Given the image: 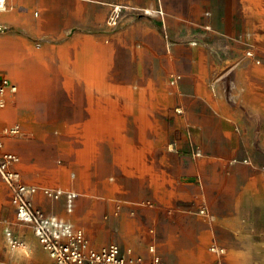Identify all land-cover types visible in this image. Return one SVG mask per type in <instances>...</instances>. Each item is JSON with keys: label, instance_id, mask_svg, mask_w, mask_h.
Segmentation results:
<instances>
[{"label": "rangeland", "instance_id": "rangeland-1", "mask_svg": "<svg viewBox=\"0 0 264 264\" xmlns=\"http://www.w3.org/2000/svg\"><path fill=\"white\" fill-rule=\"evenodd\" d=\"M165 2L5 0L0 23L12 25L0 30V76L12 78L18 89L0 107V127H21L4 137L6 146L20 154L26 181L79 192L73 214L61 202L42 200L83 226L96 244L113 237L112 226H106L118 220L104 215L121 201L138 206L139 225L157 237L164 258L216 264L220 258L208 251L215 241L226 247L223 264H264V152L238 153L248 139L234 137L236 152L229 155L222 179L215 177L213 165L202 169V178L197 169L180 178L187 198L176 205L193 212L191 227L199 243L183 237L180 249L172 247L150 197L162 171L141 164L162 147L175 149V116L183 119L184 100L206 98L210 105L203 108L217 113L222 107L227 112V104L239 109L235 98H264V0H204L200 11H190L183 0L172 9ZM84 43L103 55L99 71L76 68V49ZM210 51L232 56L218 58L217 64ZM173 72L182 75L175 86ZM232 72L245 77L241 85L230 84ZM97 77L106 88H93ZM95 111L110 115L95 120ZM179 129L190 152L197 148L188 128ZM212 141L202 138V158ZM119 183L128 194L135 190L143 196L134 204L119 200L114 197ZM200 207L205 213L198 214ZM162 211L167 216L170 208ZM136 213L134 208L125 214ZM36 258L39 264H57L47 253Z\"/></svg>", "mask_w": 264, "mask_h": 264}, {"label": "crops", "instance_id": "crops-1", "mask_svg": "<svg viewBox=\"0 0 264 264\" xmlns=\"http://www.w3.org/2000/svg\"><path fill=\"white\" fill-rule=\"evenodd\" d=\"M172 1L179 4V0H172ZM183 2L187 3L186 7L190 11H200L202 10V5L204 0H183ZM165 3L167 4V7L169 9H172V4H173L172 2L170 1L167 2L166 0ZM147 12H149V10H147ZM8 25L10 26L12 24L7 21L0 23V26H5L6 28L8 27ZM84 44L86 46L82 44L76 49V53H75L76 62L74 63L76 68H83V69L87 68L90 69L91 71H96V70L99 71L104 64V61L102 59L103 55L96 54L94 47H90L88 43H84ZM65 53H68V51H65ZM208 54L210 55V57L217 59V64H220L218 58L224 59V58H230L232 56V52L224 53L222 51H210L208 52ZM66 61L68 60L66 59ZM243 78L245 77L236 76L235 73L232 72V74L230 75L229 82L234 87L237 84L241 85L243 83L242 82ZM203 79L204 78L202 75V80ZM11 80L14 83H16L18 86V83L16 81H14L12 78ZM220 81L223 82L226 80H222V78H220ZM95 82L96 85H94L93 88L94 87L96 89L106 88L105 86H102L100 84L101 80H99L98 77L95 78ZM8 93H12V92H8ZM6 95L4 96V101ZM232 101L234 102V105L240 106V108L234 109L229 104H227L228 106L227 107L228 109H226L227 112H225V109L222 107L220 109V112L215 113L213 112L212 109L208 110L203 108L210 105L208 104L206 98H202V100L199 99L184 100L182 102V108L185 111V115L182 116L183 119H181L180 115L175 116V122L177 124L178 129L174 130L173 138H171V140H173L175 143V149L171 151L168 150L166 146L162 147L160 148L159 152L153 154V156L149 161H146L145 163L141 162V164L145 165L146 167H149L151 169H156L157 171H162L158 173L159 175L156 179L150 197L155 205V211H156L155 214L156 217H158L159 220L158 222H160V224L164 228V231L168 232L172 236L170 238V242L172 243L173 248L180 249L183 247L182 244H177L178 240L183 237H187L188 239H190L191 243L192 242H194L195 244L197 243L196 246L199 245L198 242H195L196 236H198V232L192 229L191 227V222L194 219L193 212L180 210L181 208H179L176 205V201L185 200V198H187V192L179 188L180 178L181 177L184 178L185 176H188L191 171H194L196 169L201 171L199 172L200 174L199 176H201L202 178V169L203 168L211 169L213 165V169H215V177L217 179H222L223 169L225 168L224 166L225 163H227L228 161L229 155L232 154L233 152H236L235 145L230 143L231 138L234 137H243L248 139L247 146H245L243 149L238 150L237 151L238 153L246 152L249 154H258L260 152H264V98H237V99L235 98ZM98 103L100 105L99 101ZM200 103L202 104V108L196 109V106L200 105ZM102 115H105V117H107L110 114L106 112V114H102ZM102 115L96 111L95 113L92 112L93 119L95 120H100V119L103 120V117H101ZM15 124L20 125V123H13L0 127V134L3 140L5 136L14 135V134L4 135L2 133L3 129L5 127H10ZM179 128L181 129L188 128V130L191 133V136L195 139L197 145V148L195 149L200 150L201 155L197 156L195 154L196 150L194 148H192L190 152V148H189L190 145L188 143V140L187 138H185L186 137L185 134L181 133V130ZM203 137L211 139V141L212 140L213 141L211 142V146L208 148V151H205L206 154L202 158ZM256 138L259 139L258 142H255L254 139ZM4 147L6 150L14 152L20 156L18 152L6 146L5 140H4ZM207 154L210 155L206 156ZM20 162H21V156H20ZM20 162L17 164V168L22 174L20 168ZM32 184H36V183H32ZM121 184L122 183H119L117 185L116 192L114 194L115 195L114 197H117L119 200L122 197V198H126L125 200L134 201V198L143 196L142 192L141 194L140 193L137 194L135 190L130 193L131 195L128 194L125 190V187L123 186L124 184L122 185ZM39 186H46V185H39ZM65 190H74L78 192L76 189L73 188L65 189ZM42 199L50 200L44 197L40 193L35 195L34 197L35 203L37 205H40L48 213H53L58 217L73 223L76 227L82 228L85 231L87 237L89 238L93 246L100 247L110 242H116L125 247H132L136 253L149 257L148 247L151 244H155L158 251L162 254V256H164L160 250L158 241L156 240L157 237L156 236L151 237L148 234V232L143 233L141 226L139 225L140 214L138 215V206L136 207L132 206L128 208V206H125V204L121 201H117L115 204H113L112 209L107 214L104 215L105 219L111 220L112 218H115L118 220L115 222L109 221V224H107L106 226V228L112 226L113 237L107 242H104L102 244H96L92 239L91 235L83 226L78 225L75 221H72L71 219H66L61 217L60 215H58V213L51 210L50 207L52 205L48 204L47 202H43ZM50 201L53 204H57L61 202L65 210L63 198L57 201H53V200ZM77 202H78V198L76 200L75 209L72 213H68L66 210L65 212L68 214H73L74 212H76ZM134 203L135 201L132 202V204ZM167 206L170 208V211L167 215L168 217L165 215V212L162 211ZM134 208L135 210H137L136 215L127 216L125 214L133 211ZM118 209H120V211L119 213H116ZM198 214L200 213L198 212ZM7 228H10L16 236H18L24 241L25 243L24 247L12 249L8 245L6 239ZM212 242L213 241H211L209 245ZM45 253L47 252L43 249L42 245L40 244L39 240L34 234L31 226H27L25 223L20 222L17 219L15 207L12 203L11 189L0 176V264H36V263L39 264L36 257L39 256L43 257L45 256ZM167 260L168 261L172 260L171 262H173L174 264H188V263H176L174 262L173 259L170 260V258ZM210 264H215V262L212 261Z\"/></svg>", "mask_w": 264, "mask_h": 264}, {"label": "built area", "instance_id": "built-area-1", "mask_svg": "<svg viewBox=\"0 0 264 264\" xmlns=\"http://www.w3.org/2000/svg\"><path fill=\"white\" fill-rule=\"evenodd\" d=\"M5 28L0 26V30ZM181 79L182 75L178 72L170 74V83L173 86L178 85ZM17 89V84L11 78L0 76L1 107L4 106V96L8 92H16ZM20 130V125L15 124L5 127L2 133L15 135ZM200 153V150H197V154L200 155ZM19 162L18 154L5 149L4 140L0 134V176L11 189L16 217L20 222L31 226L43 249L57 264H174L162 256L155 244L148 247L149 257L136 253L132 247H125L116 242L100 247L93 246L82 228L53 213H48L34 201L35 195L39 193L53 201L63 198L65 210L72 213L79 196L78 192L28 183L17 168ZM119 211L120 209L116 213ZM199 213H205V208H200ZM6 239L12 249L24 247V241L10 228L6 229ZM208 249L211 254L220 258L217 264H223L221 257L226 254V247L213 241Z\"/></svg>", "mask_w": 264, "mask_h": 264}, {"label": "bare ground", "instance_id": "bare-ground-1", "mask_svg": "<svg viewBox=\"0 0 264 264\" xmlns=\"http://www.w3.org/2000/svg\"><path fill=\"white\" fill-rule=\"evenodd\" d=\"M5 0H0V4H2L3 2H4ZM3 6V5H2ZM3 36H4V34H3ZM6 36V35H5ZM1 42H2V40H1ZM9 46H11V45H9ZM8 46V47H9ZM3 48V47H2ZM2 48H1V51H2ZM5 49H7V48H5ZM5 52V51H4ZM9 61V60H8Z\"/></svg>", "mask_w": 264, "mask_h": 264}]
</instances>
